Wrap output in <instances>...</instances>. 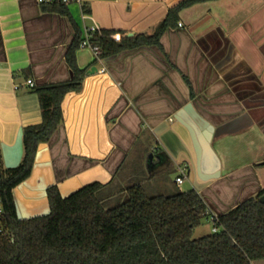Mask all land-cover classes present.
<instances>
[{"label": "crops", "instance_id": "obj_1", "mask_svg": "<svg viewBox=\"0 0 264 264\" xmlns=\"http://www.w3.org/2000/svg\"><path fill=\"white\" fill-rule=\"evenodd\" d=\"M182 1L83 0L64 15L44 11L37 0H0L4 166L22 162L23 130L42 122L28 80L35 87L72 80L66 57L86 28L114 31L118 41L150 36ZM76 59L85 70L83 89L65 98L64 121L38 148L30 178L15 188L19 217L47 214L50 186L68 196L94 182L112 185L144 139L156 143L150 153L162 148L167 157L163 165L146 157L144 167L160 172L187 164L184 183L202 196L211 216L264 189V0H200L177 14L160 45L129 49L101 64L79 46Z\"/></svg>", "mask_w": 264, "mask_h": 264}, {"label": "trees", "instance_id": "obj_2", "mask_svg": "<svg viewBox=\"0 0 264 264\" xmlns=\"http://www.w3.org/2000/svg\"><path fill=\"white\" fill-rule=\"evenodd\" d=\"M198 1H182L150 36L118 41L114 31L103 30L92 42L103 58L143 45H160L177 14ZM43 6L46 12L69 14L64 4ZM81 41L78 34L66 57L74 72L72 80L31 88L39 98L42 122L24 128V155L18 167L4 166L0 145L4 206L0 264H252L264 260V203L260 200L264 189L217 216L213 225L218 231L201 238L193 237L194 230L210 220L211 212L196 190L150 195L141 182L128 187L125 198L112 207L106 206L107 186L100 182L67 198L53 186L47 191L49 215L19 218L14 190L32 175L40 144L48 143L64 121L65 98L83 89L85 70L76 59ZM159 150L151 154H166Z\"/></svg>", "mask_w": 264, "mask_h": 264}, {"label": "rangeland", "instance_id": "obj_3", "mask_svg": "<svg viewBox=\"0 0 264 264\" xmlns=\"http://www.w3.org/2000/svg\"><path fill=\"white\" fill-rule=\"evenodd\" d=\"M153 145V139H144L137 143L136 148L118 172L117 178L112 185H107V187L104 188V195L107 197V207H112L120 200L124 199L126 196V189L139 182L144 185L147 193L150 195H172L178 191L185 192L192 189V184L188 181L182 185H177L175 183L177 176L180 175L178 168L176 170L174 168H165L163 171L161 169L159 172L156 171L158 168L152 170L144 167V163L146 164L147 161L146 159L151 156L149 149ZM139 161L143 162V165L139 166L137 175L131 176V169L133 170ZM148 177L149 179H147ZM211 233H213V224L210 220H205L202 225L194 230L193 237L201 238Z\"/></svg>", "mask_w": 264, "mask_h": 264}, {"label": "built area", "instance_id": "obj_4", "mask_svg": "<svg viewBox=\"0 0 264 264\" xmlns=\"http://www.w3.org/2000/svg\"><path fill=\"white\" fill-rule=\"evenodd\" d=\"M83 0H37V2L40 5H53V4H64L66 6H69L72 3H78V4H82ZM85 18V17H84ZM98 29L96 27H88L85 29V37L82 39L81 43H80V48H87L90 49L95 57V62L97 63H102L103 57H102V51L101 49L95 45L92 42V39L95 37V35L97 34ZM102 72H105L104 68H101ZM27 84L30 87H35V82L33 80H28ZM188 165L187 164H181L180 166H178V169L180 171V175L177 176L176 178V184L177 185H182L184 183V180H186L188 178ZM4 215V206H3V202H2V195H1V190H0V220ZM210 221L212 222V224H215L217 221V216H211L210 217ZM218 229L216 227H214L213 225V232H217Z\"/></svg>", "mask_w": 264, "mask_h": 264}, {"label": "water", "instance_id": "obj_5", "mask_svg": "<svg viewBox=\"0 0 264 264\" xmlns=\"http://www.w3.org/2000/svg\"><path fill=\"white\" fill-rule=\"evenodd\" d=\"M92 71L93 72H96V71H98V68L97 67H93V69H92ZM24 131V130H23ZM44 144V143H43ZM41 145V144H40ZM40 147V146H39ZM37 153H38V151H37ZM37 156V155H36ZM150 158L152 159L153 158V155H151L150 156ZM35 162H36V160H35ZM21 164V163H20ZM19 164V165H20ZM18 165V166H19ZM35 165V164H34ZM18 166H16V167H18ZM16 167H7V168H16ZM28 180V179H27ZM26 180V181H27ZM25 181V182H26ZM24 183V182H23ZM20 185H22V184H20ZM53 186H55V185H53ZM53 186H50V187H48L47 188V191H48V189L49 188H51V187H53ZM85 187V186H84ZM83 188V187H82ZM82 188H80V189H82ZM80 189H78V190H76V191H74V192H72L71 194H69L68 196H63V195H61L63 198H67V197H69L70 195H72V194H74L75 192H77V191H79ZM47 191H46V193H47ZM47 196H48V194H47ZM261 200V202L262 203H264V196L260 199ZM49 201V200H48ZM49 205H50V203H49ZM50 212H51V207H50V210H49V212L47 213V214H42V215H39V216H35V217H30V218H25L24 220H28V219H32V218H37V217H42V216H46V215H49L50 214ZM20 219H23V218H21V217H19Z\"/></svg>", "mask_w": 264, "mask_h": 264}, {"label": "flooded vegetation", "instance_id": "obj_6", "mask_svg": "<svg viewBox=\"0 0 264 264\" xmlns=\"http://www.w3.org/2000/svg\"><path fill=\"white\" fill-rule=\"evenodd\" d=\"M151 155H153V154H151ZM166 154H164V155H153V161L155 162H153L155 165H163V164H165L167 161H166Z\"/></svg>", "mask_w": 264, "mask_h": 264}]
</instances>
